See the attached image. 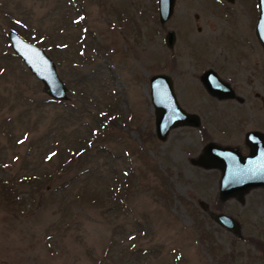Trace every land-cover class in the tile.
Segmentation results:
<instances>
[{"label": "rangeland", "instance_id": "obj_1", "mask_svg": "<svg viewBox=\"0 0 264 264\" xmlns=\"http://www.w3.org/2000/svg\"><path fill=\"white\" fill-rule=\"evenodd\" d=\"M158 7L0 0V192L10 195H0V264H264L254 245L264 244V188L220 200V170L192 162L206 143L201 128L177 126L159 140L149 86L169 74L210 138L246 153L244 133L264 131L257 0H175L162 24ZM15 26L56 63L71 105L52 102L13 53ZM206 70L239 99L209 95ZM64 159L62 178H50ZM65 179L69 195L58 194ZM223 212L239 236L214 219Z\"/></svg>", "mask_w": 264, "mask_h": 264}, {"label": "water", "instance_id": "obj_2", "mask_svg": "<svg viewBox=\"0 0 264 264\" xmlns=\"http://www.w3.org/2000/svg\"><path fill=\"white\" fill-rule=\"evenodd\" d=\"M158 4L159 21L162 24L172 17L175 0H158ZM257 7L259 12L255 35L264 51V0H258ZM7 33L13 53L25 63L30 73L43 83L44 91L49 99L57 102L67 101L69 99L68 87L59 76L56 63L50 55L39 45L22 37L17 30L10 29ZM166 35V45L172 48L176 35L173 30L168 31ZM207 77L212 78L213 85L206 81ZM216 77L212 72H206L203 79L206 81L208 90L221 97L230 95L229 87L226 90V86ZM150 78V97L155 109L156 137L159 140H165L169 131L177 126L189 125L197 128L200 125V117L184 111V108L179 105L178 97L172 86L173 78L165 72L154 74ZM248 136H253V139L258 137L259 141L257 146L254 145L256 143L253 144L254 148L247 157L232 147H221L210 141L204 145L202 153L196 159H192L194 165L204 169L220 170L219 199L222 201L233 197L241 199L243 194L251 189L264 188V136L258 132H251ZM256 147L259 148L256 150ZM214 219L226 230L240 235L241 230L237 221L224 212L216 214Z\"/></svg>", "mask_w": 264, "mask_h": 264}, {"label": "flooded vegetation", "instance_id": "obj_3", "mask_svg": "<svg viewBox=\"0 0 264 264\" xmlns=\"http://www.w3.org/2000/svg\"><path fill=\"white\" fill-rule=\"evenodd\" d=\"M229 1V0H228ZM258 1V0H257ZM257 9H258V7H257ZM206 72L208 73V72H212L213 74H215L217 77L216 78H218V80H220L221 82H222V84L223 85H225L226 86V90H227V88L229 87V93H230V95H228V96H225V97H221L220 95H217V94H214V93H212V92H210L209 90H208V86H206V81L208 82V83H210L211 85H213V83H212V76L211 77H207L206 78V81H204V77H205V74H206ZM165 74H167L166 72H165ZM167 75H169V74H167ZM202 76L200 77V83H202V86H204L205 88V91L206 92H208V94L209 95H211V96H215V97H219V99H222V98H224V99H227L228 100V98H230V99H239V96L240 95H236L235 94V91H234V89L231 87V85L229 84V82H225L224 80H222V79H220L218 76V74H217V72H214L213 70H206L205 72H203L202 74H201ZM170 76V75H169ZM149 86H150V81H149ZM172 86H173V79H172ZM174 87V86H173ZM174 89H175V87H174ZM175 92V91H174ZM224 93V92H223ZM255 94V98L256 99H261V102H262V104H264V97L262 96L263 94H261V93H257V92H255L254 93ZM177 96V95H176ZM179 99V98H178ZM178 103H179V105L182 107V108H184V106H182L181 104H180V102L178 101ZM184 111H186V112H188V113H191V114H196L198 117H200V115L199 114H197V113H193V112H189L186 108H184ZM201 119H202V117H200V125L198 126L199 128H201V130H200V133H201V136H202V138H203V140L206 142L205 143V145L207 144V143H209L210 141L211 142H213V143H215V144H217V145H221V147H232V148H234L235 150H237L240 154L242 153L243 154V156H249L250 154H251V152H252V148H254L253 147V144L254 143H256V144H254V145H256L257 146V142L259 141L258 140V137L257 138H255V139H253L252 137L253 136H251V137H249L248 135H250L251 134V132H258V133H262V135L264 136V131H263V129H251V130H248V131H246L245 133H244V138H243V142H244V145L246 146V153H244L243 152V150H242V147H238V146H236V145H232V144H230V145H224V144H219V143H217L216 141H215V139H211L210 138V135H208L206 132H205V128H203L202 127V122H201ZM197 127V128H198ZM261 138V137H260ZM259 138V139H260ZM204 147V146H203ZM202 147V148H203ZM259 147H256V150L258 149ZM203 150V149H202ZM202 150H200V152H199V155H200V153H202ZM198 155V156H199ZM221 182V181H220ZM219 182V183H220Z\"/></svg>", "mask_w": 264, "mask_h": 264}, {"label": "trees", "instance_id": "obj_4", "mask_svg": "<svg viewBox=\"0 0 264 264\" xmlns=\"http://www.w3.org/2000/svg\"><path fill=\"white\" fill-rule=\"evenodd\" d=\"M71 5V4H70ZM77 15L79 16V17H81V18H83L84 16H83V12H82V8H79V7H77ZM13 29H17V32H19L20 33V35L22 36V37H24L25 39L28 37L29 38V35H28V32H25V31H22V30H20V29H18L17 28V26H15ZM56 31H57V33L55 34V36H58L59 34H61L60 33V30H58V29H55ZM58 32H59V34H58ZM58 38V37H57ZM32 40H34V41H38V39H37V37L36 38H34V39H32ZM39 42V41H38ZM52 102H54V103H61V102H57V101H52ZM66 104H68V105H71V103H69L68 101L66 102ZM92 131H94V130H92ZM87 144H89V143H87ZM90 147V145H84V146H82L81 147V149H78V150H72V155L75 153V154H77V155H81L80 153L81 152H83L84 150H85V148L87 149V148H89ZM78 151H81V152H78ZM82 156V155H81ZM80 156V157H81ZM72 159V158H71ZM61 165L63 166V168H61V169H59L58 171L57 170H52V172H49V176H50V178H52V179H54L55 177L57 178V179H61L62 177H61V175L64 173V170L67 168V162L65 161V159H64V161L63 162H61ZM3 181V180H2ZM71 179L70 180H68L67 181V179H65V181H62L61 183H59V186L61 187V189L58 191V194H65L66 192H67V195H69V189L71 188ZM1 182V181H0ZM126 189L127 188H125V187H123V194H125L126 195ZM8 190H4L3 188H2V191L0 192V195L2 196V197H4V198H7V199H10V195L8 194ZM204 236V234H203V232L201 233V235L200 236ZM254 245H255V248L256 249H258L259 251H261L260 253L263 255L264 254V244L261 242V241H256L255 243H254Z\"/></svg>", "mask_w": 264, "mask_h": 264}]
</instances>
